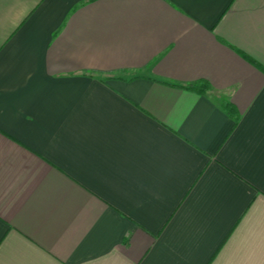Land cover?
Returning <instances> with one entry per match:
<instances>
[{
  "label": "crops",
  "instance_id": "crops-1",
  "mask_svg": "<svg viewBox=\"0 0 264 264\" xmlns=\"http://www.w3.org/2000/svg\"><path fill=\"white\" fill-rule=\"evenodd\" d=\"M0 264H264V0H0Z\"/></svg>",
  "mask_w": 264,
  "mask_h": 264
},
{
  "label": "trees",
  "instance_id": "trees-1",
  "mask_svg": "<svg viewBox=\"0 0 264 264\" xmlns=\"http://www.w3.org/2000/svg\"><path fill=\"white\" fill-rule=\"evenodd\" d=\"M184 87L186 89L195 90L198 92H202V91L209 88V86L206 85V83H201L199 85L198 84H190V85H185ZM222 107H223V110H226L228 112V114L232 115L234 109H232L233 107L229 103H223ZM232 117L235 119V121H237L238 117L236 115H234V116L232 115Z\"/></svg>",
  "mask_w": 264,
  "mask_h": 264
}]
</instances>
